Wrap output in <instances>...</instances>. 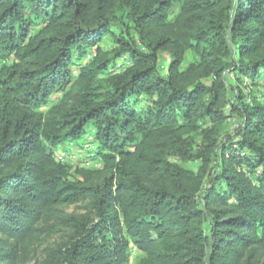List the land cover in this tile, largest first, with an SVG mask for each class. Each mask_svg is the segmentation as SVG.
I'll return each instance as SVG.
<instances>
[{
	"label": "trees",
	"instance_id": "1",
	"mask_svg": "<svg viewBox=\"0 0 264 264\" xmlns=\"http://www.w3.org/2000/svg\"><path fill=\"white\" fill-rule=\"evenodd\" d=\"M249 86L264 0H0V264H264Z\"/></svg>",
	"mask_w": 264,
	"mask_h": 264
},
{
	"label": "rangeland",
	"instance_id": "2",
	"mask_svg": "<svg viewBox=\"0 0 264 264\" xmlns=\"http://www.w3.org/2000/svg\"><path fill=\"white\" fill-rule=\"evenodd\" d=\"M103 47L105 49H111L112 43L109 38H106L105 42L103 43ZM87 60L90 59V57L86 58ZM194 60V57L191 53H188L186 56V61L183 65V67H186L189 63H191ZM170 66V57L166 54H163L160 56V64H159V71L160 74L163 77L167 76L168 70ZM75 74L77 75V69H73ZM232 81L233 76H229ZM248 95L252 92L255 96L261 98L264 100V90H258L255 87L249 86L246 89ZM60 98V95H56L54 97V101H58ZM53 104V102H52ZM238 121L233 122V129L232 131L237 127ZM92 141V137L87 134L85 135L81 140L74 142L72 145L67 146L66 148L59 149L57 152V158L59 161L65 162V163H72L74 165H77L79 167H87V168H100L101 164L97 163L93 160L92 157H90L89 151H91L89 148L88 143ZM78 210L74 207H71L67 210L68 213L77 212ZM61 234L58 233L57 235H52L50 237H47L45 241L42 243L39 255L41 256L42 251L45 247L52 245L55 241H57L60 238ZM132 264H135L137 259L139 258L140 254H136L132 252Z\"/></svg>",
	"mask_w": 264,
	"mask_h": 264
}]
</instances>
